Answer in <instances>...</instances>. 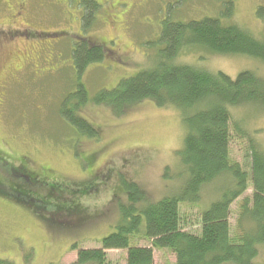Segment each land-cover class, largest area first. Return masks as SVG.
<instances>
[{"label": "rangeland", "instance_id": "obj_1", "mask_svg": "<svg viewBox=\"0 0 264 264\" xmlns=\"http://www.w3.org/2000/svg\"><path fill=\"white\" fill-rule=\"evenodd\" d=\"M95 1L101 9L84 32L79 0H0V186L31 199L11 190L0 198V259L14 264H57L74 242L109 236L128 205L122 180L160 199L181 170L184 130L177 111L145 102L117 117L86 106L81 116L100 132L92 140L78 136L60 109L78 81L93 99L149 65L162 22L175 9L183 21L199 20L217 16L221 3ZM260 7L264 0H235V18L263 33ZM84 38L109 51L79 78L72 51ZM210 65L232 78L256 66L238 58H212ZM237 113L264 146V113ZM256 263L264 264V253Z\"/></svg>", "mask_w": 264, "mask_h": 264}, {"label": "trees", "instance_id": "obj_2", "mask_svg": "<svg viewBox=\"0 0 264 264\" xmlns=\"http://www.w3.org/2000/svg\"><path fill=\"white\" fill-rule=\"evenodd\" d=\"M215 1L221 3L217 16L183 21L177 9L172 11L162 22L149 65L135 76L93 99L80 81L67 94L60 114L78 136L100 137L81 116L82 108L101 106L122 117L145 102L177 111L184 132L181 170L170 190L167 186L156 199L122 180L128 205L120 208L116 231L74 242L57 264H257L264 253V146L237 115L238 110L264 113V31L256 33L235 18V0ZM78 6L82 29L89 31L101 5L79 0ZM258 15L264 16V8ZM108 51L79 39L72 51L78 77L102 63ZM195 51H200L198 59L189 61ZM212 58H238L256 66L232 78L212 68ZM7 190L0 186V198L8 199ZM0 264L14 263L0 259Z\"/></svg>", "mask_w": 264, "mask_h": 264}]
</instances>
